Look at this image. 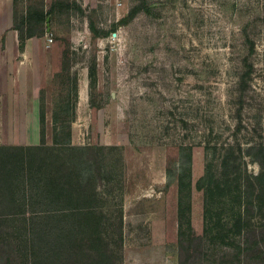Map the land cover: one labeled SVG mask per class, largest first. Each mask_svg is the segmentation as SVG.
Segmentation results:
<instances>
[{
  "label": "rangeland",
  "instance_id": "obj_1",
  "mask_svg": "<svg viewBox=\"0 0 264 264\" xmlns=\"http://www.w3.org/2000/svg\"><path fill=\"white\" fill-rule=\"evenodd\" d=\"M28 8L52 11L45 31L52 40L42 44L50 57L48 63L34 58L29 70L14 68L16 56L0 58V145L40 143V110L44 141L51 144L53 116L62 103H73L76 78L81 91L69 113L71 142L120 148L108 152L119 182L107 185L111 194H99L120 264H179L186 255V264H220L231 246L207 239L180 252L178 184L166 180V155L179 145L191 153L189 205L197 234L204 214L215 210H222L223 225L231 224L239 194L242 200L254 194L251 228L264 224V202L259 208L255 188L251 193L260 166L248 156L237 176L219 178L224 195L212 199L215 183L197 182L215 152L208 144L217 146L215 172L228 144L245 148L257 139L264 115V0H12L18 23ZM88 20L103 35L94 36ZM88 67H95L91 88ZM243 70L249 71L240 90ZM3 252L0 264H9ZM248 253L234 264H264V256Z\"/></svg>",
  "mask_w": 264,
  "mask_h": 264
},
{
  "label": "trees",
  "instance_id": "obj_2",
  "mask_svg": "<svg viewBox=\"0 0 264 264\" xmlns=\"http://www.w3.org/2000/svg\"><path fill=\"white\" fill-rule=\"evenodd\" d=\"M76 6L81 9L80 5ZM51 12L28 8L23 21L18 23L13 11V28L17 30L19 48L24 46L27 38L45 34L44 24ZM88 27L94 36L104 33L91 20H88ZM248 71L243 70L239 76L240 90L246 86ZM94 75L95 67H88L90 88L94 85ZM73 89V103H62L60 113L53 116L55 131L51 144L44 141V114L40 110V143L0 145V252L6 253L9 264H120L110 245L99 197V194H111L113 187H107L109 183L119 182L114 177L108 152L120 148L71 142L69 125L73 116L69 113L77 101L76 78ZM256 138L245 148L239 143L223 148L217 156L219 170L215 172L212 162L216 158L217 146L208 144L215 152L210 154L204 173L197 179L200 182L198 187L210 180L215 183L217 193L212 194V199L224 195L219 178L237 176L245 156H248L260 166V172L253 176L256 181L251 193L255 188L257 205L261 208L264 202L261 194L264 192V115L259 121ZM187 149L185 145H179L175 154L168 152L165 168L167 182L176 181L178 184L180 252L189 247L193 249L209 239L213 243L231 246L219 257L220 264L245 260L251 250L264 256V224L259 229L251 228L255 226L251 222L254 194H245L246 200H242L241 194L237 195L236 202L240 207L231 215V224L223 225L222 210H215L210 215L204 214L201 234L193 230L189 205L191 153ZM245 232L252 234V241ZM239 235L242 236L238 240ZM186 259L187 255L184 260L180 257L179 264H186Z\"/></svg>",
  "mask_w": 264,
  "mask_h": 264
},
{
  "label": "crops",
  "instance_id": "obj_3",
  "mask_svg": "<svg viewBox=\"0 0 264 264\" xmlns=\"http://www.w3.org/2000/svg\"><path fill=\"white\" fill-rule=\"evenodd\" d=\"M0 30L3 33L5 42V45L0 47V58L8 55L16 56L15 69H31L34 58H41L45 63H48L49 53L42 47L47 38L46 34L31 36L25 40L22 48L17 47L19 42L17 30L13 28L12 0H0ZM80 91L81 89L78 91V98L80 97Z\"/></svg>",
  "mask_w": 264,
  "mask_h": 264
},
{
  "label": "water",
  "instance_id": "obj_4",
  "mask_svg": "<svg viewBox=\"0 0 264 264\" xmlns=\"http://www.w3.org/2000/svg\"><path fill=\"white\" fill-rule=\"evenodd\" d=\"M46 26H47L46 31H48L49 30V26H48V16L46 17Z\"/></svg>",
  "mask_w": 264,
  "mask_h": 264
},
{
  "label": "built area",
  "instance_id": "obj_5",
  "mask_svg": "<svg viewBox=\"0 0 264 264\" xmlns=\"http://www.w3.org/2000/svg\"><path fill=\"white\" fill-rule=\"evenodd\" d=\"M47 38H48V41H51L52 40V38L50 36H47Z\"/></svg>",
  "mask_w": 264,
  "mask_h": 264
},
{
  "label": "bare ground",
  "instance_id": "obj_6",
  "mask_svg": "<svg viewBox=\"0 0 264 264\" xmlns=\"http://www.w3.org/2000/svg\"><path fill=\"white\" fill-rule=\"evenodd\" d=\"M81 94H82V92H81Z\"/></svg>",
  "mask_w": 264,
  "mask_h": 264
}]
</instances>
